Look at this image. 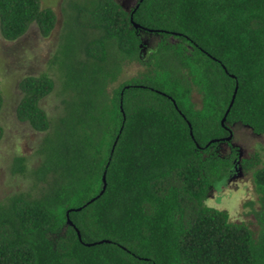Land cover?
<instances>
[{"label":"trees","instance_id":"obj_1","mask_svg":"<svg viewBox=\"0 0 264 264\" xmlns=\"http://www.w3.org/2000/svg\"><path fill=\"white\" fill-rule=\"evenodd\" d=\"M68 7L50 60L63 113L40 106L54 88L47 72L18 82L15 116L43 132L34 177L45 185L0 201V264H264V144L247 157L216 148L234 124L264 134V0ZM55 22L40 0H0L5 39L31 23L48 36ZM141 32L162 36L146 56ZM134 61L138 72L119 80ZM235 167L258 195L245 204L255 229L202 204Z\"/></svg>","mask_w":264,"mask_h":264},{"label":"rangeland","instance_id":"obj_2","mask_svg":"<svg viewBox=\"0 0 264 264\" xmlns=\"http://www.w3.org/2000/svg\"><path fill=\"white\" fill-rule=\"evenodd\" d=\"M73 0H40L41 7H50L56 14L54 28L48 36H43L35 23H31L26 32L14 40L5 39L0 33V88L2 94V105L0 107V125L3 133L0 138V201L8 194L30 190L37 195L45 185L43 181H36L34 169L39 165L41 157L37 151L43 132L33 129L27 122L19 121L15 116V107L21 97L18 82L24 75H36L47 72L54 80L53 90L40 100V106L52 120L63 113L62 98L64 94L61 88V73L57 65L51 64L50 60L55 54L64 33L67 13L71 12L68 7ZM78 1V0H75ZM125 9H130L136 0H117ZM142 56L154 48L162 36L141 32ZM175 41L174 39H169ZM141 68L137 61L123 66L119 80L131 74H135ZM193 99L197 105L200 103V95L193 93ZM232 137L227 141L222 140L217 144L220 155L229 153L232 147L238 149L239 157H247L251 152L264 144V134H255L248 126L234 124ZM24 156L25 170L12 172L13 159L15 156ZM238 181H247L245 191H251L253 198L242 201L241 208H246L241 215L244 222L250 228L255 229V218L251 212L250 205L253 201L257 205L258 195L250 172H244L239 167L233 168L228 178L212 188L210 196L215 193L224 194L226 188L235 189ZM220 195L216 196L219 201ZM227 211V209H224Z\"/></svg>","mask_w":264,"mask_h":264},{"label":"clouds","instance_id":"obj_3","mask_svg":"<svg viewBox=\"0 0 264 264\" xmlns=\"http://www.w3.org/2000/svg\"><path fill=\"white\" fill-rule=\"evenodd\" d=\"M247 181H238L235 189L226 188L224 194L215 193L210 197H205L202 200V204L205 208L221 212L223 209H227L224 214L225 222H233L235 220H243L241 215L242 211L247 209L241 208L242 201L246 199H252L251 191H245V185ZM220 195L219 201L216 200V196Z\"/></svg>","mask_w":264,"mask_h":264},{"label":"water","instance_id":"obj_4","mask_svg":"<svg viewBox=\"0 0 264 264\" xmlns=\"http://www.w3.org/2000/svg\"><path fill=\"white\" fill-rule=\"evenodd\" d=\"M135 26H137V24H135ZM228 110V109H227ZM224 120V117L222 118V121ZM231 137V135H229V136H227L225 139H229ZM104 175L102 176V180H103V182H104ZM103 187H104V185H103Z\"/></svg>","mask_w":264,"mask_h":264}]
</instances>
